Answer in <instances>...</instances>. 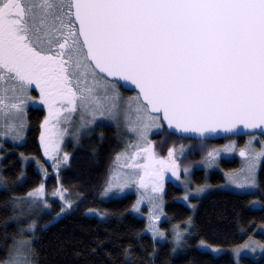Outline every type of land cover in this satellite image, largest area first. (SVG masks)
Masks as SVG:
<instances>
[{
    "label": "snow or ice",
    "instance_id": "obj_1",
    "mask_svg": "<svg viewBox=\"0 0 264 264\" xmlns=\"http://www.w3.org/2000/svg\"><path fill=\"white\" fill-rule=\"evenodd\" d=\"M133 86L136 94L127 98L124 113L134 138L116 153L102 195L135 184L143 191L133 209L141 211L146 201L147 230L163 237L156 221L164 215L165 173L180 179L178 158L204 152L214 134L237 135L242 127L264 135V0H0V120L5 135L22 138L26 109L38 100L47 113L40 145L53 168L61 163V138L69 134L61 123L71 127L73 114L80 113V126L70 133L78 142L82 128L90 133L87 126H99L98 119L119 116L120 89ZM161 133L165 141L179 134L189 143H173L163 155L150 138ZM255 139L208 149L205 167H218L221 153L238 152L241 166L225 176L242 194L254 195L258 167L264 166V140L257 149ZM62 160H69L67 152ZM188 172L185 167V177ZM183 183L186 202L208 187ZM0 186L9 187L3 177ZM65 191L58 187L53 195L71 207ZM44 195L40 184L26 197H11L9 219L20 223L23 212L16 209ZM185 223L191 225V217ZM36 227L33 221L19 229L20 238H13L0 264H36ZM174 229L173 252L186 246L188 232ZM248 248L264 252V244L245 242L234 250L236 264L240 250ZM198 251L210 255L219 249L201 240ZM124 256L131 258L128 248Z\"/></svg>",
    "mask_w": 264,
    "mask_h": 264
},
{
    "label": "trees",
    "instance_id": "obj_2",
    "mask_svg": "<svg viewBox=\"0 0 264 264\" xmlns=\"http://www.w3.org/2000/svg\"><path fill=\"white\" fill-rule=\"evenodd\" d=\"M120 90L135 93L122 88ZM44 112L43 109L30 107L24 142L5 143L0 152V177L9 185L7 190L0 186V261L6 258L13 238H20L19 229L33 221L37 224L33 236V247L38 254L36 264H236L222 248L239 246L250 237L264 242V233L259 231L261 226L264 227V166L259 167L257 174L260 186L254 195L219 188L225 182V173L239 167L236 158L221 159L218 170L206 172L195 169L191 174L193 187L206 184L211 190L201 198L190 200L194 208L179 201L181 188L168 182L163 207L167 220L160 224L166 232V240L157 241L145 232V221L131 212L134 194L117 199H101L110 169L114 166V157L122 149L114 127L99 123L90 133L83 134L78 142L67 141L66 152L70 156L68 165L57 176H42L36 162L46 165L40 145V125ZM164 135L167 134L154 135L153 140H160ZM246 137L206 143L220 146L230 140L242 142ZM180 142L189 143L173 135L167 137L163 146L173 143L178 145ZM193 156L199 159L197 153ZM24 157L30 160L25 162ZM21 172L24 175L18 181ZM40 184L45 185L48 200L49 193L58 185L66 189L65 193L72 200L69 210L61 213L60 205L49 200L48 211L39 208L38 214L20 223L9 219L13 215L10 198L26 197L29 191ZM254 200L260 202V208L251 206L250 202ZM57 213L60 215L57 216ZM189 217L191 225L185 223ZM177 225L181 231L189 227L188 232L184 233L187 244L173 252L171 228ZM201 240L221 248L216 252L220 254L202 255L198 251ZM125 248L131 253L128 260L124 256ZM239 260L240 264H264V254L258 258L241 256Z\"/></svg>",
    "mask_w": 264,
    "mask_h": 264
},
{
    "label": "rangeland",
    "instance_id": "obj_3",
    "mask_svg": "<svg viewBox=\"0 0 264 264\" xmlns=\"http://www.w3.org/2000/svg\"><path fill=\"white\" fill-rule=\"evenodd\" d=\"M34 88V86H33ZM121 95L123 97V99L121 100L120 104H121V111H120V114L117 118L115 119H103V122L102 123H105L107 125H110L112 127H114L117 131V134H118V138L120 140V142L122 143V149L120 151L123 150L124 146L131 142V139H133V134L128 132V129H127V125H126V121H125V113H124V109L126 108V100L128 97L130 96H134L136 93H123L121 90ZM32 95L33 96H36L38 97L39 96V92L38 90H33L32 92ZM30 107H39V108H44V106L42 104L39 103V101L37 100V102L35 104H30L27 109H26V113L28 111V109ZM44 116L47 114L46 113V109L44 108ZM74 121H73V125L71 127H69L67 124H64V123H61L60 127L61 128H65V127H68L69 129V134H65L62 138H61V151L59 153L60 157H61V163L60 165L57 167V168H53V164H54V160L52 159H49L47 156L44 155V152H43V149L41 147V150H42V156L44 158V161H45V164L48 166V168L46 167V165H41L39 163L36 162L37 164V168L39 170V172L42 174V176L44 178H47V176L49 174H53L55 176L58 175L59 171L68 165V162L69 160L67 161V163L63 162L62 160V157H63V154L64 152H66V144H67V141H73L74 143H76L77 141L73 138V136L70 134V133H75L76 132V129L80 126V113L77 112V113H74ZM134 115V114H133ZM44 119V117H43ZM42 119V121H43ZM25 120H26V125L23 129V135H22V138L18 139V140H14L12 138V135L11 134H8V135H5V127H4V121L3 120H0V152L3 148V145L5 143H13V144H21L22 142H24V137H25V132H26V128H27V115L25 117ZM42 123V122H41ZM98 123H100L99 119H98ZM89 129H92L94 126H87ZM42 131V129H41ZM87 131L85 129H81V135L80 137L85 134ZM41 133V132H40ZM153 136L154 135H151L150 138L153 140ZM252 136H255L256 139L253 141L254 143V146L259 149L261 147V141L264 140L262 139L260 136L258 135H252ZM165 135L162 137V139L160 140H153L156 144V148H157V151L160 152L161 154L163 155H166L167 153V147L163 146L165 144ZM250 138V136H247L242 142H238L237 140H234L236 141L237 143V146H243V144L248 141ZM229 143V141L225 142L224 144H227ZM179 144H188V143H179ZM178 144V145H179ZM223 144V145H224ZM221 146V145H220ZM212 147H219V146H216L214 144H209V143H206V147L204 149V152H201L199 150L191 153V154H188L187 156H180L178 158V163L180 164V179L177 180L176 177L172 176L171 173H165L167 179L165 180V184H164V193H165V190H166V185L168 182H172L173 184H175L176 186L180 187L181 190H182V194H181V197L178 199L179 201L183 202L184 204L186 205H189L190 204V200L192 198H201L203 195H205L208 191L211 190V187L208 185V187L206 188L205 192L204 193H201L199 194L198 196L193 194L191 197H190V200L189 201H184L182 199L186 189L184 187V183L183 181L187 180L189 182V186L190 188L194 189L196 187H193L192 185V172L195 170V169H203L205 170L206 172L208 171H212V170H218L220 169V161L221 159H238L239 160V167L241 166V158L239 157L238 155V152H234V153H221L220 157L217 158V164L219 165L218 167L216 165H212V166H208V167H205V164L203 162V156L205 155V153L207 152L208 149L212 148ZM119 151V152H120ZM118 153V152H117ZM197 153L199 155V159L196 160V158H194V154ZM2 158V154L0 153V160ZM115 158V157H114ZM69 159H70V156H69ZM28 160L30 159H25V162H27ZM36 161V160H35ZM116 167V165L114 164L113 168ZM185 167H188L189 169V172H188V175L187 177H185L184 173H183V169ZM48 169V170H47ZM258 170H259V167H258ZM258 170H257V173H258ZM58 187H60L58 185ZM57 187V188H58ZM56 188V189H57ZM220 189L222 190H227V191H231V192H234V193H240L241 194V190L240 189H237L234 185H231L226 176H225V182L224 184L220 185L219 186ZM55 190H53L51 193H49V200L50 201H55L57 202L59 205H60V208L64 207V212H61V213H65L69 210L70 207H67L65 205V202L63 200L60 199V196L59 195H53V192ZM140 191H143V190H140ZM140 191L137 190V187L135 184L129 186V187H126L122 192H118L116 189H113L112 191H110L107 195H102L101 194V199L103 200H107V199H117V198H121L127 194H134L135 195V201L134 203L137 201V199L139 198V195H140ZM254 192H257L258 189H255L253 190ZM47 193L45 192V195ZM43 196V197H38V198H35L36 202L35 203H27L29 206H27L26 204H22L20 208H17V213H20V212H23V215L20 216V221L23 220V219H30L32 216L38 214V210L40 208V210L42 211H48L50 209V207H45V204L49 205L50 206V203H49V200L46 199V196ZM64 196L71 200V198L68 197V195L64 192ZM256 203L253 205L251 203V206L253 208H260L261 207V204L259 201L257 200H254ZM72 202V200H71ZM32 205V206H31ZM33 205H36V206H33ZM148 204L147 202H143L141 204V211L137 212L133 209V207L131 208V212L136 215L137 217L139 218H142L144 221H145V232L150 235L153 239L157 240V241H165L166 240V236L164 235L163 237H160V236H156V237H153V234L151 231H148L147 230V225H148ZM163 207H164V202H163ZM89 214H93V213H90ZM95 215H98V214H95ZM165 220H167V217L164 213V215H162L160 217V219L158 221H156V225L157 227L163 231L161 229V226L160 224L162 222H164ZM27 226H25L24 228H26ZM189 227H187L188 229ZM259 231L263 232L264 233V227L261 226L259 228ZM165 234V230L163 231ZM171 233H172V237H171V244L173 245V247H176L175 244H176V241H175V229L174 227L171 228ZM185 236V235H184ZM249 241H258L256 238L254 237H250L248 238L245 242H249ZM244 242V243H245ZM259 243H262L264 244V242H260L258 241ZM243 243V244H244ZM242 245V244H241ZM240 246V245H239ZM238 246L236 247H233V248H230V249H221V248H217V249H221V250H226L231 256L232 258L237 261V256H236V253H235V249L237 248ZM178 249V248H177ZM219 252V251H217ZM215 254H220V253H216ZM264 254V252H261V250L259 248H256L255 251H253L252 248H248V249H241L240 250V256H249V257H252V258H258L260 256H262Z\"/></svg>",
    "mask_w": 264,
    "mask_h": 264
},
{
    "label": "water",
    "instance_id": "obj_4",
    "mask_svg": "<svg viewBox=\"0 0 264 264\" xmlns=\"http://www.w3.org/2000/svg\"><path fill=\"white\" fill-rule=\"evenodd\" d=\"M122 89L124 91H127V92H135L136 93V91L134 90V86H133L132 90L125 89V88H122ZM165 127H167V125H165ZM252 135H259V136L264 137V135L261 134V130L260 129L247 130V129H243L241 127L240 131H239V134H237V135H231V134L225 135L223 133H220L219 135H215L214 134L211 138L207 139V141H215V140L226 139V138H239V137H246V136H252ZM175 136L181 138V136L179 134H177Z\"/></svg>",
    "mask_w": 264,
    "mask_h": 264
},
{
    "label": "flooded vegetation",
    "instance_id": "obj_5",
    "mask_svg": "<svg viewBox=\"0 0 264 264\" xmlns=\"http://www.w3.org/2000/svg\"><path fill=\"white\" fill-rule=\"evenodd\" d=\"M123 92V91H122ZM124 93V92H123ZM36 108V107H35ZM37 108H39V107H37ZM39 109H43L44 110V108H39Z\"/></svg>",
    "mask_w": 264,
    "mask_h": 264
}]
</instances>
